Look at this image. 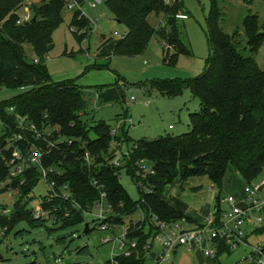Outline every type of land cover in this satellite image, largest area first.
<instances>
[{"label": "trees", "instance_id": "obj_1", "mask_svg": "<svg viewBox=\"0 0 264 264\" xmlns=\"http://www.w3.org/2000/svg\"><path fill=\"white\" fill-rule=\"evenodd\" d=\"M31 1L0 0V89L5 87L22 91L9 101L0 102V114L5 121H13L6 112L7 108L13 106L39 128L49 125L53 131V141L64 138L60 148V143L53 148L45 165H60L62 162L66 173L59 181L70 182L82 209L78 211L72 209L69 203L60 202L61 209H72L69 217H61V227L83 223V209L91 207L99 198L98 187L101 185L108 192V200L115 212L120 213L115 217V223H124V217L140 208L156 214L163 221L174 222L185 216L164 199L163 192L176 178L187 180L206 176L221 186L231 165L249 183L259 177L264 170V68L253 55L264 44V30L257 14L248 13L244 18L243 27L251 51V55L244 56L233 41L237 32L228 34L220 26L219 1L210 0L211 8L206 22L212 56L204 73L186 80L167 79L150 83L152 88L168 96H178L184 88H190L193 95L200 99L201 110L190 114V132L134 142L124 167L138 187L139 198L134 200L119 178L120 167L112 165V160H109L111 144L115 139L119 141L120 137L113 135L112 127L107 122L100 120L89 123L82 118L87 101L79 85L72 81L54 82L48 73L47 56L54 46L52 33L63 20L62 12L67 0H40L39 4ZM81 2L85 3V0ZM22 5L29 7L32 16L19 22L17 9ZM107 5L128 31L121 38L104 39L98 48L99 58H110L117 54L141 55L154 35L163 44L165 62L168 64L180 54H193L188 43L182 39L176 17L184 13L183 0H174L171 5L165 4L164 0H107ZM151 12L162 15L164 22L160 26L154 27L148 21ZM88 21L85 14L75 10L70 26L85 27ZM26 46L33 48L34 57L28 56ZM123 96V91L115 85L109 86L100 95L105 102L120 101ZM92 133L94 138L91 137ZM123 134L124 141H133L127 132L123 131ZM87 152L91 156V164L86 160ZM141 160L150 163L155 174L139 173L137 163ZM9 172L0 153V180L7 178ZM39 182V174L34 169L28 182L21 187L13 211L0 216V227H7L3 236L22 220L35 225L47 222L35 218L28 208V202L33 199L32 192ZM146 187L151 192L145 191ZM52 204L55 202L48 206ZM148 223L145 220L137 224L133 221L129 223L128 238L139 239V253L135 251L131 256H116L119 264H146L144 245L153 229L150 226L147 229ZM90 226L88 232L92 230ZM85 250L82 248L80 252ZM110 262L109 259L106 264Z\"/></svg>", "mask_w": 264, "mask_h": 264}, {"label": "rangeland", "instance_id": "obj_2", "mask_svg": "<svg viewBox=\"0 0 264 264\" xmlns=\"http://www.w3.org/2000/svg\"><path fill=\"white\" fill-rule=\"evenodd\" d=\"M95 1L85 0L82 9L89 21L87 26L79 27L77 31H72L70 26L73 11L64 8L63 20L52 33L54 46L47 56L46 63L54 82L72 81L82 88L87 101L82 118L89 123L100 120L107 122L111 125L114 136L120 137L119 141L115 139L111 144L109 160L122 159L124 153L127 150L131 152L134 142L140 139L190 132V114L201 110L200 99L194 96L188 87L178 96H168L152 88L150 83L167 79L186 80L204 73L212 56L206 22L211 8L210 0H183L182 11L188 17L178 19V25L182 39L188 43L193 54H180L170 64L165 62L163 44L157 35L153 36L148 48L141 55L117 54L110 58H99L98 48L103 40L111 37L121 38L128 28L118 22L110 11L107 0L93 6ZM218 1L221 28L231 35L237 32L233 41L239 52L244 56L251 55L243 22L248 13L257 14L261 29L264 30V0ZM31 2L39 4L40 0ZM17 13L19 21L29 14L32 16L26 5L18 8ZM148 21L152 26L158 27L163 17L151 12ZM82 36L84 39H79ZM26 51L29 57L35 56L31 46H26ZM253 57L264 68V44ZM111 85L118 86L123 91L124 96L120 101L105 102L101 99V93ZM21 92L20 89L1 88L0 102L9 101ZM132 96L136 100H132ZM123 131L127 132L133 141H124ZM91 137H95L94 133ZM127 163L128 159L124 157L123 163L116 167H120L118 174L126 191L137 200L138 187L124 169ZM261 183H264V170L258 178L249 183L231 165L221 186L206 176L187 180L178 177L165 188L163 197L181 210L189 225H194L205 222L214 213L216 205L224 207L221 201L226 196L242 197L251 184ZM47 191V183L41 179L32 192L33 199L28 202V208H31L32 212L38 209ZM17 198L18 196H7L6 201L11 206ZM98 212V208H93L85 213L83 223L65 227H61V222L54 225L52 221H47L45 224L35 225L30 221H20L7 235L2 236L0 254L3 260L0 264H105L120 253L119 240L115 238V234L120 236L131 221L141 219L142 212L138 210L124 217L122 228L118 231L100 230ZM87 222L92 230L86 233L84 229ZM244 229L248 230V226L243 228L245 232ZM20 231L22 232L18 233ZM105 237L113 239L104 243ZM259 242L264 244V233L249 237L250 244L257 245ZM82 248H86L85 252H80ZM226 250L228 253L208 257L191 254L182 247L177 250L173 264H249L246 259L251 252L249 244L241 243L232 252Z\"/></svg>", "mask_w": 264, "mask_h": 264}, {"label": "built area", "instance_id": "obj_3", "mask_svg": "<svg viewBox=\"0 0 264 264\" xmlns=\"http://www.w3.org/2000/svg\"><path fill=\"white\" fill-rule=\"evenodd\" d=\"M173 1L164 0V3L171 5ZM100 2L102 0H96L92 5ZM83 5L84 2L82 3L81 0H67L65 8L68 11L80 10L84 14ZM30 17L29 14L19 22L29 20ZM176 17L177 19H187L188 15L179 13ZM71 29L72 31L78 30L75 26H72ZM34 60L37 61L36 58ZM24 88L22 87V89ZM131 99L136 100L133 96ZM6 112L9 117L13 118V121H5L0 114V153L10 171L7 178L0 180V216L9 215L13 211L14 203L9 206L6 197H19L21 187L28 182L34 169H37L40 181L41 179L46 181L48 191L38 209L33 211V216L37 219L52 221L54 225H57L61 222V217L66 218L71 215L72 209L78 211L82 209V205L77 202L74 196L70 182L59 181L66 173L62 162L60 161V165H45L53 148L55 149L59 143L58 148H60L61 143L65 140L61 138L58 141H53L51 139L53 131L49 125L39 128L27 115L17 112L13 106L7 108ZM112 133L114 135L113 130ZM68 141L71 143V140ZM129 155L130 151L127 150L122 159L112 160V165H120L123 163L124 157L129 158ZM85 157L87 162L91 164L92 159L89 152L86 153ZM137 165L140 170L139 173L143 172L144 175L147 173L155 174L151 164L146 160L139 161ZM119 177L121 179V176ZM98 189L100 191L99 198L93 202L91 207L83 209V211L86 213L93 208H98L99 229L118 231L122 228L123 223H115L114 219L120 213H116L113 209L104 186L101 185ZM145 191L151 192L148 187ZM57 201L59 204H56ZM54 202L55 204H52L51 207L48 206L49 203ZM60 202L69 203L72 209L68 207L61 209ZM221 203L224 207L219 204V210L214 212L205 222L197 225H189L185 218L166 222L156 214L140 208L142 217L139 220H134L133 223L137 224L139 221L145 220L150 223V225L148 223L147 229L149 226L153 228L151 236L144 245L146 264H173L177 250L182 247L191 254L199 252L204 256L212 257L228 253L226 249L232 252L241 243L249 244L251 247V252L246 257L249 264H264V244L259 242L257 245H252L249 243L250 236L264 233V183L251 184L246 188L242 197L228 195L222 199ZM246 226H248V230L244 229V232L243 228ZM6 230L7 227H0V236H3ZM115 238L119 240L120 253L118 255L131 256L135 251H138L139 239L137 237L128 238V225L120 236L115 234ZM112 239L105 237L103 242L108 243ZM155 243L157 244L155 245ZM116 256L110 259V264H119ZM232 264H238V262Z\"/></svg>", "mask_w": 264, "mask_h": 264}, {"label": "water", "instance_id": "obj_4", "mask_svg": "<svg viewBox=\"0 0 264 264\" xmlns=\"http://www.w3.org/2000/svg\"><path fill=\"white\" fill-rule=\"evenodd\" d=\"M217 208H218V206L216 205L215 208H214V212L217 211ZM84 231H85L86 233L89 231V223H88V222L85 223V229H84Z\"/></svg>", "mask_w": 264, "mask_h": 264}, {"label": "crops", "instance_id": "obj_5", "mask_svg": "<svg viewBox=\"0 0 264 264\" xmlns=\"http://www.w3.org/2000/svg\"><path fill=\"white\" fill-rule=\"evenodd\" d=\"M194 225H195V223H194ZM196 225H197V224H196ZM198 254H199V255H203V254H201V253H199V252H198V253H195V255H198ZM233 263H234V262H233Z\"/></svg>", "mask_w": 264, "mask_h": 264}]
</instances>
